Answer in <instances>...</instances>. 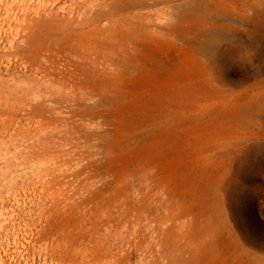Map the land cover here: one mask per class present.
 <instances>
[{
	"label": "rangeland",
	"instance_id": "1",
	"mask_svg": "<svg viewBox=\"0 0 264 264\" xmlns=\"http://www.w3.org/2000/svg\"><path fill=\"white\" fill-rule=\"evenodd\" d=\"M93 1L0 0V264H264V0Z\"/></svg>",
	"mask_w": 264,
	"mask_h": 264
},
{
	"label": "bare ground",
	"instance_id": "2",
	"mask_svg": "<svg viewBox=\"0 0 264 264\" xmlns=\"http://www.w3.org/2000/svg\"><path fill=\"white\" fill-rule=\"evenodd\" d=\"M44 1L46 2V0H44ZM49 1H50V0H49ZM73 1H74V0H73ZM82 1H83V0H82ZM90 1H91V0H90ZM92 1H93V0H92ZM95 1H96V0H95ZM95 1H93V2H95ZM101 1H102V0H101ZM104 1H106V0H104ZM242 1H243V0H242ZM53 2H54V1H53ZM71 2H72V1H71ZM77 2H78V1H77ZM86 2H87V1H86ZM46 3H47V2H46ZM57 3H58V2H57ZM69 3H70V2H69ZM73 3H74V2H73ZM79 3H80V2H79ZM84 3H85V2H84ZM91 3H92V2H91ZM52 4H53V3H52ZM76 4H77V3H76ZM93 4H94V3H93ZM85 5H86V4H85ZM85 5H83V6H85ZM80 6H81V5H80ZM86 6H87V5H86ZM91 6H92V5H91ZM60 7H61V6H60ZM71 7H72V6H71ZM61 8H64V7H61ZM89 8H90V7H89ZM36 9H37V8H36ZM81 9H82V8H81ZM84 9H86V8L83 7V10H84ZM96 9H97V8H95V10H96ZM92 10H93V9H92ZM90 11H91V10H90ZM234 11H235V10H234ZM37 12H39V11L37 10L36 13H37ZM51 12H52V11H51ZM69 12H70V11H69ZM69 12H68V13H69ZM47 13H48V12H47ZM38 14H39V13H38ZM38 14H37V15H38ZM80 14L83 16L82 12H81ZM51 15H52V16H50V18L53 17V14H51ZM63 15H64V14H63ZM65 15H66V14H65ZM67 15H69V14H67ZM76 15H77V13H76ZM72 16H73V14H72ZM72 16H71V17H72ZM106 16H107V15H106ZM73 17H74V16H73ZM79 17H80V15H79ZM87 17H88V16H87ZM98 17H99V15H98ZM101 17H102V16H101ZM66 18H67V17H66ZM104 18H105V17H104ZM64 19H65V18H64ZM74 19H75V18H74ZM78 19H80V18H78ZM93 19H95V17H94ZM33 20H34V18H33ZM39 20H40V19H39ZM54 20H55V19H54ZM54 20H53V21H54ZM60 20H61V19H60ZM62 20H63V19H62ZM68 20H69V19H68ZM31 21H32V20H31ZM45 21H46V20H45ZM55 21H57V20H55ZM63 21H66V20H63ZM69 21H72V20H69ZM177 21H178V20H177ZM25 22H26V20H25ZM28 22H29V21H28ZM38 22H39V21H38ZM38 22H37V23H38ZM67 22H68V21H67ZM73 22H74V21H73ZM91 22H92V21H90V23H91ZM23 23H24V22H23ZM29 23H31V22H29ZM34 23H35V21H34ZM37 23H36V24H37ZM58 23H59V22H58ZM61 23H62V22H61ZM70 23H71V22H70ZM78 23H79V22H78ZM81 23H82V22H81ZM94 23H95V21H94ZM96 23H97V22H96ZM20 24H21V23H20ZM41 24H42V22H41ZM85 24L87 25L86 22H85ZM211 24H212V23H211ZM59 25H60V24H59ZM62 25L65 26L64 24H62ZM62 25H60L59 27H62ZM70 25L73 26L72 23H71ZM70 25H69V27L72 28V26H70ZM81 25L84 27L83 24H81ZM81 25H80L79 27L82 29ZM88 25H89V24H88ZM95 25H96V24H95ZM19 26H20V25H19ZM24 26H26V25H24ZM30 26H31V24H30ZM50 26H51V25H50ZM56 26H58V25H56ZM56 26H55V27H56ZM74 26H76V25L74 24ZM74 26H73V27H74ZM90 26H91V25H90ZM22 27H23V26H22ZM27 27H28V26H27ZM67 27H68V26H67ZM77 27H78V25H77ZM98 27H99V26H98ZM64 28H65V27H64ZM23 29H24V28H23ZM40 29H41V28H40ZM67 29H68V28H67ZM73 29H74V28H73ZM75 29L77 30V28H75ZM75 29H74V31H75ZM91 29H92V28H91ZM28 30H29V28H28ZM36 30H37V29H36ZM68 30H71V29H68ZM68 30H65V31H68ZM79 30H80V29L78 28V31H79ZM96 30H97V29H96ZM54 31H55V30H54ZM71 31H72V30H71ZM63 32H64V31H63ZM88 32H89V31H88ZM88 32H87V33H88ZM242 32H243V31H242ZM65 33H66V32H65ZM232 33H233V32H232ZM23 35H24V34H23ZM27 35H28V34H27ZM74 35H75V34H74ZM58 36H59V35H58ZM71 36H72V35H71ZM73 42H74V41H73ZM75 42H76V41H75ZM58 43H59V42H58ZM62 43H63V42H62ZM51 44H52V43H51ZM70 45H71V44H70ZM73 45H74V44H73ZM73 45H72V46H73ZM81 45H83V44H81ZM49 46H50V44H49ZM54 46H55V45H54ZM42 47H43V46H42ZM69 47H70V46H69ZM76 47H77V46H76ZM76 47H75V48H76ZM53 48H54V47H53ZM64 48H65V47H64ZM83 48H84V46H83ZM58 49H60V48H58ZM58 49H57V50H58ZM68 49H70V48H68ZM89 49H90V48H89ZM60 50H61V49H60ZM78 50H79V49H78ZM72 51H73V50H72ZM53 52H54V51H53ZM59 52H60V51H59ZM82 52H83V51H82ZM48 53H49V52H48ZM67 53H68V52H67ZM72 53H73V52H72ZM57 54H58V53H57ZM75 54H76V53H75ZM79 54H80V53H79ZM88 54H89V53H88ZM62 55H63V54H62ZM82 55H83V54H82ZM84 55H85V54H84ZM86 55H87V53H86ZM86 55H85L84 57H86ZM90 55H91V54H90ZM97 55H98V54H97ZM38 56H40V55H38ZM48 56H49V55H48ZM54 56H55V54H54ZM70 56H71V55H70ZM75 56H76V55H75ZM87 56H88V55H87ZM51 57H52V56H51ZM58 57H59V56H58ZM58 57H56V58H58ZM95 57H96V56H95ZM97 57H98V56H97ZM54 58H55V57H54ZM88 58H89V57H88ZM52 59H53V58H52ZM58 59H59V58H58ZM62 59H63V58H62ZM72 59H73V58H72ZM77 59H79V58H77ZM103 59H104V58H103ZM48 60H49V58H48ZM73 60H74V59H73ZM82 60H83V59H82ZM87 60H88V59H87ZM38 61H39V60H38ZM46 61H47V60H46ZM49 61H50V60H49ZM57 61H58V60H57ZM62 62H65V61H62ZM66 62H67V61H66ZM71 62H72V61H71ZM83 62H84V61H83ZM87 62H88V61H87ZM87 62H86V63H87ZM100 62H101V61H100ZM84 63H85V62H84ZM84 63H82V64H84ZM86 63H85V64H86ZM89 63H90V62H89ZM89 63H87V64H88V66H87L88 69L91 67V65H90ZM91 63H92V62H91ZM105 63H106V62H105ZM40 64H41V63H40ZM40 64H39V66H40ZM49 64H50V62H49ZM51 64H52V62H51ZM51 64H50V66H51ZM69 64H70V63H69ZM85 64H84V66H85ZM92 64H93V63H92ZM99 64H100V63H99ZM103 64H104V63H103ZM103 64H102V65H103ZM43 65H44V63H43ZM54 65H55V64H54ZM54 65H53V68H54ZM71 65H73V64H71ZM71 65H70V66H71ZM79 65H80V64H79ZM89 65H90V67H89ZM58 66H59V64H58ZM66 66H67V65H66ZM84 66L82 67V65H81V68H84ZM106 66H107V65H106ZM36 67H37V66H36ZM64 67H65V66H64ZM68 67H69V66H68ZM71 67H72V66H71ZM71 67H70V68H71ZM79 67H80V66H79ZM85 67H86V66H85ZM43 68L47 70V68H45V67H43ZM43 68H42V69H43ZM53 68H52V69H53ZM65 68H66V67H65ZM74 68H75V67H74ZM36 69H37V68H36ZM39 69H40V68H39ZM61 69H62V68H60V70H61ZM66 69H67V68H66ZM90 69H91V68H90ZM93 69H95V68H93ZM97 69H98V68H97ZM101 69H102V67H101ZM103 69H105V68H103ZM40 70H41V69H40ZM40 70H39V71H40ZM46 70H45V71H46ZM50 70H51V69H50ZM50 70H47V71L49 72ZM60 70H59V71H60ZM73 70H74V69H73ZM85 70H86V69H85ZM45 71H43V73H44ZM47 71H46V73H47ZM59 71H58V72H59ZM90 71H91V70H90ZM105 71H106V70H105ZM108 71H109V70H108ZM51 72H52V71H51ZM51 72H50V73H51ZM58 72H57V73H58ZM60 72H61V71H60ZM101 72H102V71H101ZM40 73H41V72H40ZM46 73H45V74H46ZM50 73H49V75H50ZM52 73H54V71H53ZM55 73H56V72H55ZM74 73H75V72H74ZM87 73H88V72H87ZM92 73H94V72H92ZM47 74H48V73H47ZM89 74H90V73H89ZM52 75H53V74H51V76H52ZM59 75H60V74H59ZM62 75H63V74H62ZM68 75H69V74H68ZM70 75H71V73H70ZM75 75H76V74H75ZM87 75H88V74H87ZM103 75H104V74H103ZM44 76H45V75H44ZM104 76H105V75H104ZM107 76H108V75H107ZM35 77H37V76H35ZM35 77H34V78H35ZM48 77H49V76H48ZM40 78H42V77L40 76ZM40 78H39V80H40ZM55 78H56V76H55ZM57 78H58V77H57ZM57 78H56V79H57ZM59 78H60V76H59ZM66 78H67V76H66ZM74 78H76V77H74ZM42 79H43V78H42ZM42 79H41V80H42ZM52 79H53V78H52ZM56 79H55V80H56ZM71 79H72V78H71ZM71 79H70V80H71ZM35 80H38V78L35 79ZM39 80H38V81H39ZM43 80H45V79H43ZM53 80H54V79H53ZM57 80H58V79H57ZM50 81H51V80H50ZM58 81H60V80H58ZM76 81H77V80H76ZM78 81H79V80H78ZM32 82H33V81H32ZM39 82H41V81H39ZM39 82H38V83H39ZM43 82H44V81H43ZM56 82H57V81H56ZM60 82L62 83V80H61ZM84 82H85V81H84ZM87 82H88V81H87ZM89 82H90V81H89ZM41 83H42V82H41ZM41 83H40V84H41ZM49 83H50V82H49ZM63 83H65V82H63ZM71 83H72V81H71ZM75 83H76V82H75ZM42 84H43V83H42ZM45 84H47V82H46ZM32 85H33V84H32ZM35 85H37V84H35ZM62 85H63V84H62ZM62 85H61V87H62ZM82 85H83V84H82ZM95 85H96V84H95ZM86 86H87V85H86ZM91 86H92V85H91ZM36 87H37V86H36ZM38 87L40 88L41 86H38ZM65 87H66V86H65ZM68 87H69V85H68ZM76 87H77V86H75V87L72 86L73 89L76 88ZM94 87H95V86H94ZM53 88H54V87H53ZM69 88H70V87H69ZM82 88H83V87H82ZM33 89H34V88H33ZM41 89H42V88L38 89V91H40ZM43 89H45V88H43ZM46 89H47V86H46ZM66 89H67V88H66ZM70 89H71V88H70ZM86 89H87V88H86ZM48 90H49V88H48ZM55 90H56V88H55ZM57 90H58V89H57ZM41 91H42V90H41ZM62 91H63V90H61V92H62ZM74 91H75V90H74ZM34 92H35V91H34ZM50 92H51V93H50ZM50 92H46V93H48V94H52V88H51V91H50ZM65 92H66V91H65ZM75 92H76V91H75ZM81 92H82V91H81ZM41 93H42V92H40V95H41ZM73 93H74V92H73ZM85 93H86V91H85ZM42 94H43V93H42ZM83 94H84V93H83ZM43 95H44V94H43ZM45 95H46V94H45ZM52 95H53V94H52ZM55 95H56V94H55ZM73 95H74V94H73ZM75 95H76V94H75ZM38 96H39V95H38ZM47 96H48V95H47ZM49 96H51V95H49ZM53 96H54V95H53ZM78 96H79V95H78ZM86 96H87V95H86ZM44 97H45V96H44ZM54 97H55V96H54ZM70 97H72V95H71ZM80 97H81V96H80ZM51 98L53 99V97H51ZM72 98H73V97H72ZM72 98H71V99H72ZM57 99H58V98H57ZM73 99H74V98H73ZM79 99H80V98H79ZM81 99H82V98H81ZM31 100H32V99H31ZM45 100H46V99H45ZM76 100H77V99H76ZM83 100H85V98H84ZM52 101H53V100H52ZM49 102H50V101H49ZM54 102H56V101H54ZM83 102H84V101H83ZM51 103H53V102H51ZM82 104H83V103H82ZM48 105H49V104H48ZM58 105H59V104H58ZM53 107H54V106H53ZM48 108H49V107H48ZM50 108H51V110H52V107H50ZM55 108H57V107H54V109H55ZM57 109H58V108H57ZM55 112H56V111H55ZM50 113H51V112H50ZM53 113H54V112H53ZM58 114H59V113H58ZM58 114H57V116H58ZM51 115H52V114H51ZM78 116H79V115H78ZM81 118H82V117H81ZM83 118H84V117H83ZM83 118H82V119H83ZM82 121H83V120H82ZM2 122H3V121H2ZM9 123H10V122H9ZM4 125H5V124H4ZM82 129H83V128H82ZM2 131H3V130H2ZM5 132H6V131H5ZM9 132H10V130H9ZM11 133H13V132H11ZM11 133H10V134H11ZM0 134H1V133H0ZM13 134H14V133H13ZM2 135H3V134H2ZM4 135H5V134H4ZM5 136H6V135H5ZM5 140H6V139H5ZM113 141H114V140H113ZM109 142H110V141H109ZM106 144H107V143H106ZM108 148H109V147H108ZM125 180H126V179H125ZM131 180H132V179H131ZM205 236H206V235H205ZM228 237H229V236H228ZM233 238H234V237H233ZM230 241H231V240H230ZM201 243H202V242H201ZM209 244H210V243H209ZM199 245H200V244H199ZM229 245H230V244H229ZM209 246H210V245H209ZM213 246H215V245L213 244ZM210 247H211V246H210ZM206 248H207V247H206ZM197 249H199V247H198ZM211 249H212V248H211ZM197 251H199V250H197ZM197 251H194V252H197ZM194 252H193V253H194ZM194 254H196V253H194ZM194 254H193V255H194ZM194 256H195V255H194ZM195 257H196V256H195ZM196 260H197V259H196ZM193 261H194V260H193Z\"/></svg>",
	"mask_w": 264,
	"mask_h": 264
}]
</instances>
